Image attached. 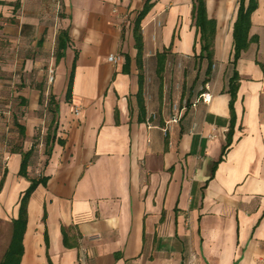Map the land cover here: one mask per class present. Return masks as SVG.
Listing matches in <instances>:
<instances>
[{
	"label": "crops",
	"instance_id": "obj_1",
	"mask_svg": "<svg viewBox=\"0 0 264 264\" xmlns=\"http://www.w3.org/2000/svg\"><path fill=\"white\" fill-rule=\"evenodd\" d=\"M150 1L141 72L134 26L147 0H0V263L31 184L12 148L32 147L52 94L63 143L41 152V169L34 158L29 166L31 178L49 179L29 200L21 264H264V0L251 16L258 42L236 65L224 154L239 0H206L217 25L209 77L194 0ZM207 85L208 103L198 100ZM62 226L76 247H65Z\"/></svg>",
	"mask_w": 264,
	"mask_h": 264
},
{
	"label": "trees",
	"instance_id": "obj_2",
	"mask_svg": "<svg viewBox=\"0 0 264 264\" xmlns=\"http://www.w3.org/2000/svg\"><path fill=\"white\" fill-rule=\"evenodd\" d=\"M238 2H239V7L237 12V18L235 20L234 29H233L234 54H233V59L231 60V65L233 66V74L229 79L228 90H227L231 95L230 107L232 111V119H231L232 121H231L229 133L227 135L228 137L227 144L224 146L223 149V154L226 152V150L229 148V146L232 143V138L234 134V125L236 121L234 104L237 99V93L240 85V75L236 69V65L242 53L247 51L250 44L252 42H258L257 37L254 36L250 37V30L252 25L251 16L252 13L257 9L259 0H239ZM151 7H152L151 1L147 0L144 9L137 16L134 26V37L136 41V48L138 51L137 62L141 72L143 70L142 56L144 51L141 22L144 19V17L147 15V13L150 11ZM193 19L200 32L201 54L199 58L202 60L206 59L208 61L206 75L209 77L211 75L212 67L214 64V41H215L217 25H216V21L210 19L207 15L206 0H194ZM58 42L59 43H58L57 58L59 59L62 56L61 50L65 49L69 42V38L67 37L66 32L63 31L60 33ZM165 60H166L165 53L159 54L160 67L158 71L160 74L164 70ZM75 64H76V60L73 63L69 75V81L66 91L67 101H70L72 98L74 75H75ZM207 81L208 79H206L204 83H206ZM140 82L142 85L143 83L142 73L140 74ZM139 94L142 95V89L140 90ZM54 101H55V97L54 95L51 94L50 102H49L50 106L55 104ZM55 106L57 108V105ZM14 124L17 126L21 141H23L26 137L25 127L22 124H20L17 118L14 119ZM57 125H58V120L55 113L52 123L48 127V131L46 134V144H45L44 154L47 155L48 157L51 155L53 144L56 141H58L59 143H63V140L57 137ZM52 126L54 127L52 128ZM12 151L19 152L22 154L23 159L20 169V175L28 178L31 184L21 197L19 215L16 219L13 220L12 240L0 264H21V260L24 253L23 240L28 222L29 200L32 194L34 193V191L36 190V188L40 184L46 185L49 179V177L46 176H41L38 178L37 177L31 178L29 176L28 173L29 166L31 165L33 158L35 160L36 148L34 144L30 149L25 151L23 150L22 142H19L12 148ZM5 174L6 171L4 172V175ZM4 175H3V179H4ZM2 187H3V180L0 184V191ZM70 231L71 228L62 226L63 243L67 248H73L78 245L77 242L72 240L73 237L70 235Z\"/></svg>",
	"mask_w": 264,
	"mask_h": 264
},
{
	"label": "rangeland",
	"instance_id": "obj_3",
	"mask_svg": "<svg viewBox=\"0 0 264 264\" xmlns=\"http://www.w3.org/2000/svg\"><path fill=\"white\" fill-rule=\"evenodd\" d=\"M49 99V95L48 98ZM14 110L12 113H10V115H13V113L17 110H21L20 107L14 105L11 110ZM54 112L55 113V107L54 105L50 106V107H44L43 109H39V111H37L38 116L42 119V122H40L39 124H37L34 128V135L32 137V145L34 144L35 148H36V157H35V167L37 169H41V164L43 163V161L41 160V152L44 155V150H45V144H46V134L48 131V127L51 123L52 120V115H49L50 112ZM51 112V113H52ZM6 115V114H5ZM48 115V117H46ZM54 126H52L53 128Z\"/></svg>",
	"mask_w": 264,
	"mask_h": 264
},
{
	"label": "built area",
	"instance_id": "obj_4",
	"mask_svg": "<svg viewBox=\"0 0 264 264\" xmlns=\"http://www.w3.org/2000/svg\"><path fill=\"white\" fill-rule=\"evenodd\" d=\"M108 60L110 62H113V63H120L122 62L123 60V57L121 55H117V54H112L109 56ZM50 82H53L54 81V71L51 70L50 71ZM212 92L210 91V88L209 86L207 85L205 87V89H203L198 97V100H202L206 103L210 102L211 99H212ZM74 114L76 116H79L81 114V108L80 107H76L75 110H74ZM174 121H177V119H174Z\"/></svg>",
	"mask_w": 264,
	"mask_h": 264
}]
</instances>
